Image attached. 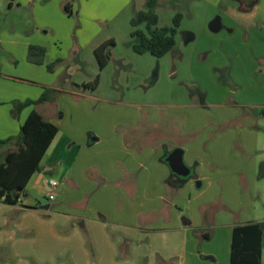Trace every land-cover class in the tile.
I'll use <instances>...</instances> for the list:
<instances>
[{"label":"rangeland","instance_id":"1","mask_svg":"<svg viewBox=\"0 0 264 264\" xmlns=\"http://www.w3.org/2000/svg\"><path fill=\"white\" fill-rule=\"evenodd\" d=\"M146 4L145 0H133L109 23L96 22L102 33L95 43L114 42L113 46L105 48L110 59L102 71L98 70L97 64L93 68L88 65L83 70L81 66L76 70V62L71 56L61 57V62H53L50 78L45 80L44 87L26 85L24 89L31 90V97L35 100L45 94L46 101L39 103V112L61 130L67 129L72 134L74 131L99 133L112 126L118 130L128 117L139 114L141 117L145 112L160 117L164 113L181 116L174 123L188 134L183 136L184 141L177 148L183 150V159L191 170L181 210L191 222L187 238L190 241L193 238V244L186 248L182 243L183 234L164 229L166 222L161 219L160 211L153 214L150 227L141 223L139 217L128 218L126 212H119L116 195L123 189L116 177L122 175L125 157L133 152L116 151L119 161H114V261L109 258L101 261L95 255L99 251L97 246L84 241L88 252L86 258L74 255L42 263L28 258L21 264H181L187 253L194 250L195 242L202 264L211 263L206 259L209 251L218 255L217 264H227L228 225L264 222V178L259 177L256 169L259 161L264 160V117L258 114L264 108V105L260 106L264 103L261 93L264 46L254 40V35L246 42L244 35H231L227 30L218 33L206 30L201 34L204 18L208 16L206 13H211L202 0L193 2L191 9L178 7L175 0H160L152 9L158 16L157 28L171 26L174 15L182 14L175 36L176 45L159 59L150 54H135L131 49L133 28L130 19L138 11L147 10ZM215 17L219 16L214 15L212 19ZM140 28L143 30L144 26ZM182 30L195 31L194 40L186 43ZM57 43L61 49L66 48L64 40ZM72 43L82 58L92 57L90 49L83 48L75 36ZM207 51L210 52L205 59ZM221 65L227 67L225 72L215 70ZM97 75L98 84L94 91L84 93L75 87L77 83L92 82ZM34 91L37 92L35 96ZM165 104L182 106L170 109L165 108ZM116 148L114 143V150H118ZM195 159L197 163H194ZM145 168L151 171L152 181L159 180L161 168L154 169V172L150 165ZM137 174L143 177L144 169L139 168ZM144 185L139 186L136 201L157 203L156 199L150 201L147 193L142 191ZM21 197L28 200L31 196L24 198L22 194ZM135 226L142 230L131 228ZM204 232L211 238L203 239L201 234ZM135 233L138 239L123 238L124 234ZM54 247L55 250H78L75 244L61 246L58 241H54ZM262 250L264 260V240ZM0 264H15V259L4 257Z\"/></svg>","mask_w":264,"mask_h":264},{"label":"crops","instance_id":"2","mask_svg":"<svg viewBox=\"0 0 264 264\" xmlns=\"http://www.w3.org/2000/svg\"><path fill=\"white\" fill-rule=\"evenodd\" d=\"M132 2L133 0H73L72 11L76 15L69 17L62 10V0H0V140L15 137L32 110L47 120L39 112V104L23 109L16 118L12 117L10 111L15 102L35 101L31 97L33 92L24 89V86L45 85V80L49 79L51 74L47 69L48 65L54 64L55 60L61 62V57L71 56L76 62V70L80 66L82 70L88 65L93 68L97 64L98 67L93 52L104 42L95 43L102 33L96 22L109 23ZM193 2L199 3V0H175L176 5L182 9H191ZM202 2L208 5V11L211 10V13H206L208 16L204 18L201 34L206 30L211 32L208 28L209 23L214 19L212 17L217 15L221 25L218 32L227 30L231 35H244L246 42L254 35V40L264 46V0H202ZM182 35H186L187 43L194 40L193 35L196 34L195 31L182 30ZM73 36L83 48L90 49L92 57L88 55L86 59L82 58L81 52L75 49L72 43ZM62 40L67 44L64 49L57 46V42ZM29 46L45 49L42 64L34 65L27 61ZM209 52L207 51V55L204 56L205 59L208 58ZM70 68L71 66H68V69ZM215 70L221 73L225 72L227 67L216 66ZM81 84L77 83L75 87L82 90L79 88ZM261 93L264 95V85ZM36 94L34 91V96ZM207 94L208 91L204 94L205 99ZM263 105L264 103L260 106ZM181 106L164 105L170 109ZM152 113L145 112L141 117L140 114L128 117L122 122V128L115 130L112 126L99 133L74 131L72 134L67 129L61 130L54 121L47 120L58 128V132L40 161V171L32 174L23 191L15 192L18 198L14 204L0 201V260L11 256L15 259V264H21L26 263L25 260L28 258L38 259L37 261L41 263L52 258H70L74 255L86 258L88 252L85 250L84 241H88L90 245L97 246L99 251L95 252V255L101 261L109 258L113 262L114 161H119L115 156L116 151L133 152L125 157L122 175L116 177L123 189L122 193L116 195L119 212H126L128 218L139 217L141 223H146L147 227H150L149 222L154 219L153 214L160 211L161 219L166 222L163 225L164 229H170L175 234H183L182 243L186 248L193 244V238L191 241L187 238L191 222L184 217L181 210L184 189L190 180L173 174L164 161L169 153L181 147L183 136L187 135L188 131H183L174 123L181 116L164 113L160 117ZM258 114L264 117L261 112ZM114 143L117 144L118 150H114ZM12 149V142L0 146V165ZM183 162L187 166L185 159ZM144 163L150 165L153 172L154 169L161 168L158 181H152L151 171L145 168ZM194 163H197L196 159ZM141 167L144 169L143 177L137 174ZM256 169L259 177L264 178V160L259 161ZM52 182L57 183L55 188L51 186ZM141 184L148 185V187L144 185L142 191L147 193L150 201L156 199L157 203L145 204L136 201ZM196 184L197 187L201 185L200 182ZM51 193L54 194L53 200L49 199ZM22 194L24 198L29 195L31 197L22 200ZM249 223L264 225V222L228 225L230 229L227 264L230 261L233 227ZM131 228L142 230L139 226ZM202 234L208 236L205 232ZM123 238L135 240L138 239V235L124 234ZM54 241H58L61 246L75 244L78 250L67 251L71 250L70 248L55 250ZM196 243L194 250L187 253L181 264H202ZM207 254L209 255L206 259L210 260V264L218 263L219 257L215 251H209ZM261 264H264L263 250Z\"/></svg>","mask_w":264,"mask_h":264},{"label":"trees","instance_id":"3","mask_svg":"<svg viewBox=\"0 0 264 264\" xmlns=\"http://www.w3.org/2000/svg\"><path fill=\"white\" fill-rule=\"evenodd\" d=\"M158 0H146L147 10H140L134 18L130 19L133 28L130 37L133 39L131 49L135 54H150L155 58H162L176 45L177 34L182 15L177 13L172 18V24L168 27L157 28L158 16L152 11ZM73 0H62L63 12L73 16ZM144 26L142 30L140 26ZM114 42L108 40L94 49V56L99 70H103L110 58L105 48ZM45 49L39 46H29L27 50V61L34 65L43 63ZM59 62V61H57ZM53 65H48L49 72ZM1 76V73H0ZM98 84V75L92 82L83 83L79 88L85 91H94ZM46 101V95L38 100H25L15 102L10 111L12 117L16 118L20 112L31 106ZM264 115V108L261 110ZM61 118V114H58ZM58 128L51 122L45 120L38 112L32 110L20 127L15 137L0 140V146L13 143V149L9 151L4 162L0 165V201L6 204H14L18 198L16 191H23L35 172L40 171V161L56 136ZM12 194L14 196H12ZM208 239L206 234L201 235ZM264 239L263 223L240 224L233 227L229 264H261V252Z\"/></svg>","mask_w":264,"mask_h":264},{"label":"water","instance_id":"4","mask_svg":"<svg viewBox=\"0 0 264 264\" xmlns=\"http://www.w3.org/2000/svg\"><path fill=\"white\" fill-rule=\"evenodd\" d=\"M220 18L215 17L209 23V30L211 32H218L220 30ZM165 163L168 165L170 171L178 177L187 178L189 177L191 171L183 162V150L180 148L174 149L168 156L165 158Z\"/></svg>","mask_w":264,"mask_h":264},{"label":"built area","instance_id":"5","mask_svg":"<svg viewBox=\"0 0 264 264\" xmlns=\"http://www.w3.org/2000/svg\"><path fill=\"white\" fill-rule=\"evenodd\" d=\"M51 186H52L53 188H55V187L57 186V183H56V182H52ZM50 189H51V188H50ZM53 198H54V194L51 193V194L49 195V199H50V200H53Z\"/></svg>","mask_w":264,"mask_h":264}]
</instances>
